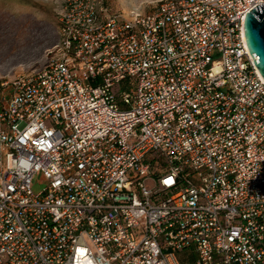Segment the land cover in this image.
Here are the masks:
<instances>
[{"label":"built area","instance_id":"obj_1","mask_svg":"<svg viewBox=\"0 0 264 264\" xmlns=\"http://www.w3.org/2000/svg\"><path fill=\"white\" fill-rule=\"evenodd\" d=\"M61 1L44 68L2 85L0 264H264V78L244 36L264 0Z\"/></svg>","mask_w":264,"mask_h":264},{"label":"rangeland","instance_id":"obj_2","mask_svg":"<svg viewBox=\"0 0 264 264\" xmlns=\"http://www.w3.org/2000/svg\"><path fill=\"white\" fill-rule=\"evenodd\" d=\"M160 1L108 0V4L126 16L131 12L148 13ZM61 12V0H0V110L10 96L3 84L46 65L49 52L59 40ZM42 183L35 178L33 190L40 191Z\"/></svg>","mask_w":264,"mask_h":264},{"label":"water","instance_id":"obj_3","mask_svg":"<svg viewBox=\"0 0 264 264\" xmlns=\"http://www.w3.org/2000/svg\"><path fill=\"white\" fill-rule=\"evenodd\" d=\"M246 45L257 69L264 78V7L258 5L247 13L244 21Z\"/></svg>","mask_w":264,"mask_h":264},{"label":"trees","instance_id":"obj_4","mask_svg":"<svg viewBox=\"0 0 264 264\" xmlns=\"http://www.w3.org/2000/svg\"><path fill=\"white\" fill-rule=\"evenodd\" d=\"M189 252V253H188ZM185 254V255H184ZM187 254V255H186ZM179 262L181 264H191L194 260V256L190 253V251L185 250L178 255Z\"/></svg>","mask_w":264,"mask_h":264}]
</instances>
